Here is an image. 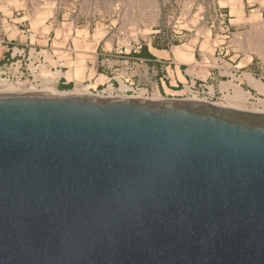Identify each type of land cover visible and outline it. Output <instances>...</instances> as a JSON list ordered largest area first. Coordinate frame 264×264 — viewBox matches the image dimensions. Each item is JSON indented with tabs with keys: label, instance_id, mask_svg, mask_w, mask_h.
Returning <instances> with one entry per match:
<instances>
[{
	"label": "water",
	"instance_id": "95a60500",
	"mask_svg": "<svg viewBox=\"0 0 264 264\" xmlns=\"http://www.w3.org/2000/svg\"><path fill=\"white\" fill-rule=\"evenodd\" d=\"M0 264H264V114L0 91Z\"/></svg>",
	"mask_w": 264,
	"mask_h": 264
},
{
	"label": "rangeland",
	"instance_id": "374dc122",
	"mask_svg": "<svg viewBox=\"0 0 264 264\" xmlns=\"http://www.w3.org/2000/svg\"><path fill=\"white\" fill-rule=\"evenodd\" d=\"M109 37L123 45L136 39L147 51L172 42L175 53L190 52L194 61L182 69H194L191 78L205 86L198 96L211 103L226 102L222 83L229 81L249 94L248 108L264 99L240 80L248 72L264 83V0H0V80L61 92L89 79L101 90L105 72L94 68L88 77V70ZM74 68L83 70L77 81L51 78Z\"/></svg>",
	"mask_w": 264,
	"mask_h": 264
},
{
	"label": "built area",
	"instance_id": "2783aa9c",
	"mask_svg": "<svg viewBox=\"0 0 264 264\" xmlns=\"http://www.w3.org/2000/svg\"><path fill=\"white\" fill-rule=\"evenodd\" d=\"M115 39L109 37L107 40L110 45H106L107 41L103 42L97 54L101 57V61H97L95 72L101 67L105 75H99L105 76L107 80L104 84H100L105 88L98 91L95 90L96 88L92 89L95 94L147 98L158 94L163 98L187 99L192 95L199 98L198 95L204 92V84H197L196 78H191L182 84L181 89H178V85H171L173 75L180 67L173 54L168 58L142 56V45L138 40L129 38L128 44L123 45L120 43L121 40ZM173 47L175 45L169 42L164 50L172 52ZM202 99L209 101L207 99L210 98Z\"/></svg>",
	"mask_w": 264,
	"mask_h": 264
},
{
	"label": "bare ground",
	"instance_id": "6f19581e",
	"mask_svg": "<svg viewBox=\"0 0 264 264\" xmlns=\"http://www.w3.org/2000/svg\"><path fill=\"white\" fill-rule=\"evenodd\" d=\"M174 49H176V46L173 47L172 50H174ZM155 52H156V54H159V55L160 54H166L165 51H161V50H156ZM175 52L176 51L174 50V53ZM175 55H176V59L179 63L189 64V63H192L194 61V59L192 60L193 56L190 52H182L181 51V53H175ZM94 68L95 67H93L92 70H94ZM47 72H50V71H47ZM52 73H54V74H52L53 75V77H51L52 79L53 78L56 79L60 76L59 71L52 72ZM68 73H71V72H68ZM69 75H67V76H69ZM242 79L246 80L252 87L257 89L258 91L264 92V83L261 82L260 80L256 79L255 77H253L252 74H250L248 72H244L243 77L240 80H242ZM95 82L96 81L92 82L91 80H88L87 84H85V85L79 84V85L75 86L72 91L70 90V91H61V92L56 91L53 87H45V89L43 91H39V90H36L31 84H28V83H19L15 86L11 83H6V81L3 79L0 80V86L2 88H5V89H1V90H6V91L59 92V93L89 94V95L101 96L100 93L95 94L92 91H90V88H93V85H95ZM104 83H105V81L100 83V84H104ZM222 84H223L222 85L223 89L227 90L228 83L224 82ZM230 84H232V83H230ZM230 84L228 86H230ZM95 86H97V85H95ZM232 87H233L232 93L230 94L227 92V94L224 95L225 96L224 98L226 101L225 103H223V102L211 103L209 101H206L205 99L198 98L196 95H192L187 99H194V100L209 102V103H211L217 107H225V108H231V109L244 110V111H250V112H256V113H263L264 114V99H261V98L258 99L257 106H251L250 108H248L247 106H245V101L248 99L249 94L245 93L237 84L233 85ZM136 98H147V97L138 96ZM147 99L161 100L164 98L158 94H154V95L148 97Z\"/></svg>",
	"mask_w": 264,
	"mask_h": 264
},
{
	"label": "crops",
	"instance_id": "0c3cea01",
	"mask_svg": "<svg viewBox=\"0 0 264 264\" xmlns=\"http://www.w3.org/2000/svg\"><path fill=\"white\" fill-rule=\"evenodd\" d=\"M157 49H148V52H149V54H150V58H154L155 56H157V54L155 53V51H156ZM161 51H165V50H161ZM165 53L166 54H160L161 56H159V57H162V58H168V57H170V55L171 54H173V56H174V53H173V51L172 52H169V51H165ZM147 57V56H146ZM149 57V56H148ZM175 57V56H174ZM187 64L186 63H180V67L176 70V72H175V74L173 75V80L171 81V85H173V86H176V85H180V86H182V84H185L187 81H188V79H190L191 77H193V75H194V69H192V68H186V69H182V67L183 66H186ZM74 70V71H73ZM57 71H59V70H57ZM92 69H90V70H88V77L91 75V73H92ZM60 72V76L61 75H64V76H66V78L68 79V80H70V81H77V80H79V78L82 76V73H83V70H81L80 68H74V69H70V70H68V72H71V73H63V72H61V71H59ZM70 74V75H69ZM67 75H69V76H67ZM72 75V76H71ZM59 76V77H60ZM58 77V78H59ZM89 80V79H88ZM246 81V80H245ZM247 82V81H246ZM230 83H232V84H230ZM248 83V82H247ZM67 83H64V82H62V85H66ZM69 84V83H68ZM230 84V86H228ZM249 84V83H248ZM228 85H227V90H225V91H227L228 92V90L229 89H232L233 87V85H235L233 82H228ZM250 85V84H249ZM251 86V85H250ZM252 87V86H251ZM252 88H254V87H252ZM255 89V88H254ZM233 90V89H232ZM257 90V89H256ZM229 93V92H228Z\"/></svg>",
	"mask_w": 264,
	"mask_h": 264
},
{
	"label": "trees",
	"instance_id": "16d2710c",
	"mask_svg": "<svg viewBox=\"0 0 264 264\" xmlns=\"http://www.w3.org/2000/svg\"><path fill=\"white\" fill-rule=\"evenodd\" d=\"M141 55H142V56H147V57L149 56V57H150V54H149V52L147 51L146 47L142 50ZM60 88H61V89H67V88H70V84L60 85Z\"/></svg>",
	"mask_w": 264,
	"mask_h": 264
}]
</instances>
